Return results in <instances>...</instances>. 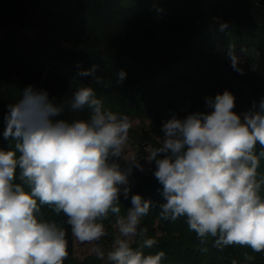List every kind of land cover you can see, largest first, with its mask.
<instances>
[{
  "label": "clouds",
  "instance_id": "obj_1",
  "mask_svg": "<svg viewBox=\"0 0 264 264\" xmlns=\"http://www.w3.org/2000/svg\"><path fill=\"white\" fill-rule=\"evenodd\" d=\"M226 29L228 23L220 22L219 31ZM224 54L232 69L244 75L235 46ZM257 67L249 64L248 70ZM97 68L93 65L77 75L91 76L94 85L110 89L112 79L97 75ZM115 76L119 86L127 72L121 69ZM69 106L73 112L87 110V118L55 119L64 106L32 85L7 106L2 135L13 146L0 149V264H63L68 255L66 232L40 216L43 205L62 213L80 242L105 236L99 221L114 214L119 235L107 253L111 264H162L163 251L145 254L144 249L157 242L147 238V229H139L154 207L163 220L185 218L203 252L211 239L219 250L235 245L264 253V177L258 178L264 150L257 153L258 145L264 149V96L237 113L236 97L225 89L205 97L208 111L164 121L161 144L145 158L155 164L153 175L162 185L163 202L131 194L126 216L120 214V197L129 198L133 169L144 171L134 158L125 159L128 117L105 109L91 85L77 88ZM137 236L142 243L133 247ZM254 259L247 252L243 255L245 262Z\"/></svg>",
  "mask_w": 264,
  "mask_h": 264
},
{
  "label": "trees",
  "instance_id": "obj_2",
  "mask_svg": "<svg viewBox=\"0 0 264 264\" xmlns=\"http://www.w3.org/2000/svg\"><path fill=\"white\" fill-rule=\"evenodd\" d=\"M220 22H227L228 29L219 31ZM230 45L244 75L232 69L224 54ZM253 63L257 70L249 71ZM93 65L97 75L112 79L110 89L94 85L91 76L77 75ZM121 69L127 78L117 86L115 74ZM29 85L47 90L53 103L64 106L55 119L87 118V110L73 112L69 102L77 88L91 85L105 109L147 121L136 140L137 158L143 161L161 144L163 122L208 111L205 97L228 89L241 113L264 96V0H0V149L13 146L2 135L7 106L18 102ZM262 150L258 145L257 153ZM154 170V162L148 174L133 169L129 198L120 197L121 216L131 207V194L163 202ZM260 194L264 197V186ZM40 216L66 232L63 264H103L98 257H75L74 236L62 213L43 205ZM99 222L106 232L101 241L111 250L116 216L109 213ZM139 229H147V238L157 242L145 254L163 251L162 264H264V253L235 245L219 250L211 239L207 252L201 251L185 218L163 220L158 207L141 219ZM140 243L137 236L132 246ZM245 252L255 259L245 262Z\"/></svg>",
  "mask_w": 264,
  "mask_h": 264
},
{
  "label": "rangeland",
  "instance_id": "obj_3",
  "mask_svg": "<svg viewBox=\"0 0 264 264\" xmlns=\"http://www.w3.org/2000/svg\"><path fill=\"white\" fill-rule=\"evenodd\" d=\"M144 9L148 10V7H144ZM27 34H32L33 36L34 32H29ZM129 122L131 124V127L129 130L128 143L125 146V159L130 160L134 158L136 161L140 162L144 167L143 172H140L138 170L136 171L142 174H148L149 164L145 161V159L143 161H140L137 158V146H136L137 134L140 128L143 127L144 125H147L148 122L142 121L139 119H132V120H129ZM120 163L122 167L127 166L123 160H121ZM131 176L129 177L130 185H131ZM113 230L116 236L119 235L116 225H113ZM74 250H75V257L79 260H81L82 258L86 256H94V257L100 258L103 264H111V262H109L107 259V253L110 251L109 246L104 244V242L101 241V239L97 241H93V242H80L74 237Z\"/></svg>",
  "mask_w": 264,
  "mask_h": 264
}]
</instances>
